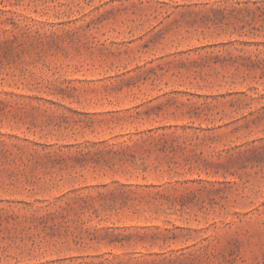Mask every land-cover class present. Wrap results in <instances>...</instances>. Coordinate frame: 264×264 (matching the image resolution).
<instances>
[{
	"label": "rangeland",
	"instance_id": "obj_1",
	"mask_svg": "<svg viewBox=\"0 0 264 264\" xmlns=\"http://www.w3.org/2000/svg\"><path fill=\"white\" fill-rule=\"evenodd\" d=\"M0 264H264V0H0Z\"/></svg>",
	"mask_w": 264,
	"mask_h": 264
}]
</instances>
